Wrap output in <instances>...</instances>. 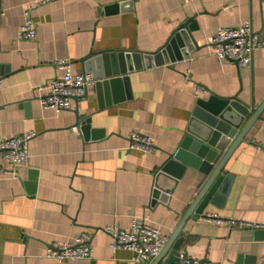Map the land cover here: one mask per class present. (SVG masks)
I'll list each match as a JSON object with an SVG mask.
<instances>
[{
  "label": "crops",
  "instance_id": "obj_1",
  "mask_svg": "<svg viewBox=\"0 0 264 264\" xmlns=\"http://www.w3.org/2000/svg\"><path fill=\"white\" fill-rule=\"evenodd\" d=\"M39 1L0 0V137L36 133L18 175L0 174V264H151L154 258L139 263L132 251L113 250L104 228L131 230L140 218L158 227L166 242L171 237L206 175L188 169L173 192L159 189L155 196L156 174L198 99L237 96L250 108L263 100L264 46L252 66L240 67L214 54L213 38L219 26L250 20L264 39V0ZM29 6L37 33L23 39ZM189 18L196 21V45L188 58L129 72L123 75L128 82L109 94L89 85L70 110L42 105L46 86L64 73L57 60H72L74 74L94 75L80 61L90 50L156 52ZM89 118L96 137L86 138L76 126ZM133 129L152 136L153 152L131 148ZM246 138L226 165L233 174L228 193L219 192L187 220L179 252L204 262L264 264V227L202 219L214 213L264 225V114ZM0 165L14 169L2 159ZM83 233L91 235L90 258L47 256L51 243H72Z\"/></svg>",
  "mask_w": 264,
  "mask_h": 264
},
{
  "label": "water",
  "instance_id": "obj_2",
  "mask_svg": "<svg viewBox=\"0 0 264 264\" xmlns=\"http://www.w3.org/2000/svg\"><path fill=\"white\" fill-rule=\"evenodd\" d=\"M117 5L109 6L106 10L116 9ZM195 28L196 21L189 18L156 52L92 49L80 61L85 71L94 73L99 94H109V90L115 91L119 84L128 82L129 76L123 75L129 72L188 58L190 50L196 45L192 36ZM87 92L88 88L84 96ZM79 98L73 97L75 100ZM263 114L264 98L252 108L237 96L221 98L212 95L208 99H198L182 138L156 174L158 189L155 196L159 189L173 192L188 169L200 170L206 176L196 198L151 264H171L175 259L180 260L179 250L183 238L179 236L184 224L192 216L202 214L209 201L217 200L219 192L228 193L233 174L228 172L226 165L239 145L248 141L246 137L249 131ZM76 126L86 138L91 134L96 137L97 132L92 128L90 118L77 120Z\"/></svg>",
  "mask_w": 264,
  "mask_h": 264
},
{
  "label": "built area",
  "instance_id": "obj_3",
  "mask_svg": "<svg viewBox=\"0 0 264 264\" xmlns=\"http://www.w3.org/2000/svg\"><path fill=\"white\" fill-rule=\"evenodd\" d=\"M51 0L36 2L45 3ZM32 6L25 9V21L20 28L19 37L32 39L36 36V27L31 16ZM214 54L221 59L235 61L240 67L252 66L255 51L264 46L262 39L254 30L250 20L236 26H219L213 38ZM57 67L63 70V75L53 78L46 86L47 92L41 96V103L45 108H54L58 112L72 109L73 97H83L89 85H94L96 77L91 73L74 74L72 60L59 59ZM200 92H207L204 86L197 87ZM36 135L32 130L9 138L0 137V159L13 164L9 170L0 165V174L12 173L18 175V169L29 158V142ZM131 148L150 153L155 143L150 135L142 134L133 129L130 133ZM202 219L210 222L227 223L231 226H249L262 228L264 225L254 222H239L234 219H224L218 214L206 213ZM104 230L112 236L111 248L128 249L134 253L139 263H145L159 255L166 243L158 227L152 226L143 219H135L131 230L116 227H105ZM92 254L91 235L83 233L72 243H51L47 249V256L58 261L90 258ZM181 264H220L193 259L179 252Z\"/></svg>",
  "mask_w": 264,
  "mask_h": 264
}]
</instances>
